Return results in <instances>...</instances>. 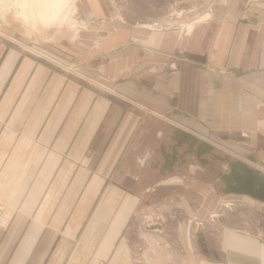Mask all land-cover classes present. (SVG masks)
<instances>
[{
	"label": "crops",
	"instance_id": "0c3cea01",
	"mask_svg": "<svg viewBox=\"0 0 264 264\" xmlns=\"http://www.w3.org/2000/svg\"><path fill=\"white\" fill-rule=\"evenodd\" d=\"M76 7L65 41L27 42L42 54L15 37L0 55V200L15 209L0 264H125L152 191L215 170L233 207L201 224L190 264H264V231L239 223L264 192L224 178L246 164L264 188V0H216L188 35L127 20L114 0Z\"/></svg>",
	"mask_w": 264,
	"mask_h": 264
},
{
	"label": "rangeland",
	"instance_id": "374dc122",
	"mask_svg": "<svg viewBox=\"0 0 264 264\" xmlns=\"http://www.w3.org/2000/svg\"><path fill=\"white\" fill-rule=\"evenodd\" d=\"M114 1L123 18L150 23L161 30L178 28L181 35H188L194 26L208 23L213 18V5L216 2V0ZM78 2L79 0H66L67 5L63 4L59 9L51 11V13H56L57 17H54L53 20H57L58 23L51 27H41L36 31L0 20V55L9 45L15 44V40H13L15 37L26 40L24 45H20L27 51L36 50L33 49L34 47L31 49L32 45L27 43L29 40H38L40 44L45 45L62 36L65 41L67 35H73L75 28L79 27L81 17L76 9ZM71 5L72 12L76 9L74 14L68 9ZM37 11L41 15L42 11L39 8ZM65 15H67L66 20L64 19ZM189 24H192L190 29L187 27ZM37 51L40 50L37 49ZM42 54L44 53L42 52ZM70 66L73 67L72 63ZM68 70L81 75L72 71L71 68ZM77 70L84 74L82 69L77 68ZM218 174L219 171L215 170L212 173L214 181H208L206 177H196L195 175L194 179H189L186 177V173L178 172L171 177V180L164 182L166 184H161L156 190H153L152 196L155 205L152 203V207L147 209L143 207L145 215L141 212V215L135 216L132 221L129 230L132 251L129 252L130 254L128 253L127 259L130 260L125 264H190L193 260L196 261L202 254L197 233L200 232L201 224L203 223L202 231L206 235V227L210 226L212 222L216 223L221 220L215 214L231 213L233 207L234 201L229 200L233 196L223 193L220 188L222 184L217 179ZM3 203L6 202L3 201ZM158 208L162 210H158ZM241 210L247 218L239 222L241 226L246 227L247 220L254 223L253 228L256 231H264V205L258 201L252 204L249 202V204H244ZM158 225L159 227H157ZM150 226H156V230L151 229ZM0 228L6 229L1 226Z\"/></svg>",
	"mask_w": 264,
	"mask_h": 264
},
{
	"label": "clouds",
	"instance_id": "9594fccd",
	"mask_svg": "<svg viewBox=\"0 0 264 264\" xmlns=\"http://www.w3.org/2000/svg\"><path fill=\"white\" fill-rule=\"evenodd\" d=\"M37 7L35 0H0V20L19 24L33 31L58 23L57 20L41 16Z\"/></svg>",
	"mask_w": 264,
	"mask_h": 264
},
{
	"label": "water",
	"instance_id": "95a60500",
	"mask_svg": "<svg viewBox=\"0 0 264 264\" xmlns=\"http://www.w3.org/2000/svg\"><path fill=\"white\" fill-rule=\"evenodd\" d=\"M224 178L228 183L229 191L244 192L255 196H260L264 192L261 181L256 179L253 169L246 164L232 163L231 171L225 174Z\"/></svg>",
	"mask_w": 264,
	"mask_h": 264
},
{
	"label": "bare ground",
	"instance_id": "6f19581e",
	"mask_svg": "<svg viewBox=\"0 0 264 264\" xmlns=\"http://www.w3.org/2000/svg\"><path fill=\"white\" fill-rule=\"evenodd\" d=\"M35 2L37 3L38 7L42 12H41V16L43 17H47L50 19H53L56 16L55 12H52V10H56L59 9L60 6H62L63 4H66V0H35ZM69 5V3H68ZM74 6V4H72ZM72 5L69 6V10L71 11L72 14H74L76 12V9L73 10L72 12ZM43 8V9H42ZM51 9V10H49ZM69 12V11H68ZM51 13V14H50ZM70 13V12H69ZM67 14V13H66ZM68 15V14H67ZM67 15L64 16V19H67ZM74 18V17H73ZM63 22V21H62ZM61 23V22H60ZM152 25V24H150ZM188 29H190L192 27V24L187 25ZM187 31V30H186ZM34 49V48H33ZM35 50V49H34ZM36 51V50H35ZM40 52V51H37ZM41 53V52H40Z\"/></svg>",
	"mask_w": 264,
	"mask_h": 264
},
{
	"label": "built area",
	"instance_id": "2783aa9c",
	"mask_svg": "<svg viewBox=\"0 0 264 264\" xmlns=\"http://www.w3.org/2000/svg\"><path fill=\"white\" fill-rule=\"evenodd\" d=\"M14 216V209L0 200V226L6 228Z\"/></svg>",
	"mask_w": 264,
	"mask_h": 264
}]
</instances>
